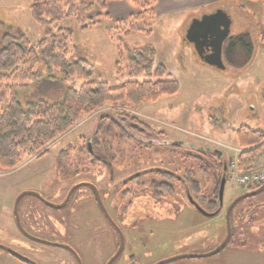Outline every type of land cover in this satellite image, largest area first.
I'll use <instances>...</instances> for the list:
<instances>
[{
	"label": "rangeland",
	"instance_id": "1",
	"mask_svg": "<svg viewBox=\"0 0 264 264\" xmlns=\"http://www.w3.org/2000/svg\"><path fill=\"white\" fill-rule=\"evenodd\" d=\"M30 2L31 0H0V34L22 33L32 44L42 38L43 29L31 18ZM215 6L228 12L231 35L248 33L253 45L251 60L242 67H232L225 62L217 67L200 59L194 44L185 36L191 22L204 15L206 8L170 15L154 14L150 36L136 34L121 39L123 48L140 46L155 49L156 63L164 65L179 83L180 89L176 94L163 95L155 101H144L136 107H126L133 110L129 112L130 115L138 117L148 126L149 131L141 134L146 139H153V144L139 148L140 146H135L137 140L125 138L119 141L117 136L120 131L110 136L104 130L100 133L97 118L103 112L116 113L113 109L116 107L111 104L98 112L81 116L74 128L50 146L46 155L38 159L24 157L22 165L11 172L4 173L0 170L1 245L16 247L17 251L35 259L39 264H67L68 257L64 249L44 243L67 244L66 234L62 236L59 233L66 229L65 231L75 235L72 241L77 245L71 247L78 252L81 264H104L115 250L116 235L99 214L87 187L77 188L68 205L60 209V212L59 209L46 207V203L34 195H24L19 200V223L35 237V240L26 241L29 249L25 250L16 241L23 238L22 234L16 233L13 227H17L13 212L17 196L22 192H35L47 203L56 204L61 202L64 190L69 191L76 183H96L106 170L116 173L113 182H117V174L121 177L144 166L147 160V164H152V159L149 160L152 157L179 162L180 150L166 152L165 141H174L179 145L184 143L188 150L192 148L193 153H198L199 149L205 147L222 149L227 158L236 159L240 150L236 129L246 126L264 132V6L254 0H235L210 5L207 11ZM151 10L153 11V6ZM97 12L90 13L89 17H94ZM113 21L116 20L102 19L100 24L85 33L78 30L74 18L57 23V26L73 29L72 46L91 64L93 78L105 79L110 85L121 81L113 70L116 59L114 45L104 31ZM51 80V77H47L39 82V88L36 87L48 100L57 99L62 87L79 85L75 78L57 77L56 83H50ZM19 92L23 98L31 96L28 90ZM96 132L100 133L99 137L102 139L92 144L87 153L89 138ZM159 137L162 144H158ZM155 148H160L159 152ZM62 150H66L64 157H60ZM262 152L264 159V150ZM103 153L106 154L105 164L98 165L95 157H100ZM192 161L195 166V159ZM258 167L264 169V161L259 162ZM215 170V167L211 168L209 177L203 180V183L212 186L211 190L215 182ZM104 178L97 183L99 186L106 185ZM120 189L117 185V190ZM241 189L244 188L236 184L233 177L228 178L223 190V212ZM100 194L105 200L108 192L100 190ZM140 195L139 202L142 201L143 205L136 204L138 195L130 197L129 201L133 205H126V201L116 199L117 203L128 207L123 216L122 229L133 223L139 230L134 236L124 234L123 249L111 264H156L183 254L200 257H180L163 264H264V190L234 206L230 213L231 237L228 243L219 252L207 256L201 255L214 250L226 234L224 213L207 218L194 210L189 211L186 209L184 195L178 193L172 197L163 195L161 202H156L149 191ZM247 202L250 207L246 206ZM112 210L115 213L114 207ZM76 211L77 219L74 213ZM241 211L244 212L242 217ZM72 213V221L66 219L64 226L52 223L56 232H44L41 224H32V221L46 217L52 222L53 217ZM9 222L13 225L11 228L7 225ZM77 226L82 231L73 233L76 231L73 227ZM99 228L102 229L100 232L97 231ZM70 260V264H77L75 260ZM0 264L26 263L0 248Z\"/></svg>",
	"mask_w": 264,
	"mask_h": 264
},
{
	"label": "trees",
	"instance_id": "2",
	"mask_svg": "<svg viewBox=\"0 0 264 264\" xmlns=\"http://www.w3.org/2000/svg\"><path fill=\"white\" fill-rule=\"evenodd\" d=\"M109 1L31 0L30 15L43 29L42 38L32 44L22 33L0 34V170L4 173L19 168L24 157L38 159L46 155L50 146L74 128L81 116L98 112L111 104L116 107L113 108L114 114L123 116L120 119L126 123L135 124L132 115H128L133 110L126 107H136L144 101H155L179 91V83L164 65L156 63L155 49L140 46L127 49L121 45V39L130 35L150 36L154 19L151 6L156 0H130L141 11L113 21L104 29L116 51L113 70L120 77V83L110 85L105 79L93 78L91 64L72 46L73 29L57 26V23L74 18L78 30L85 33L100 24L102 19L109 20L104 13ZM254 1L264 6V0ZM94 11L98 12L89 17ZM252 55L253 45L247 32L229 35L223 42L222 60L227 65L242 67ZM47 77L52 78L50 83H56L57 77L75 78L79 85L62 87L57 99L48 100L36 88ZM20 90H28L32 97L23 98ZM105 114H99V128L106 120ZM108 131L115 134L116 126L111 125ZM120 132L119 137H125L123 131ZM235 135L240 148L236 159L238 169H257L264 150V132L240 126ZM65 153L66 150H62L61 157ZM195 183L192 190L205 204V209L213 212L219 208L217 188L207 196L198 195L199 188ZM260 186H245L239 193ZM246 206L250 204L247 202Z\"/></svg>",
	"mask_w": 264,
	"mask_h": 264
},
{
	"label": "flooded vegetation",
	"instance_id": "3",
	"mask_svg": "<svg viewBox=\"0 0 264 264\" xmlns=\"http://www.w3.org/2000/svg\"><path fill=\"white\" fill-rule=\"evenodd\" d=\"M128 115L130 116V114H128ZM105 116H106V120L104 121L103 125L100 128H99V122H98L97 129H99L100 133L104 130L105 133L107 134V136L114 135V133L110 134L108 129L110 128L111 125H115L117 131L118 132L123 131L124 136H125V137L121 138L118 135L117 139L119 141H122L125 138H127V139L131 138L133 140H137L135 146H140L139 148L153 144V139H151V138L146 139L142 136L141 132L147 133L149 131V129H148V126L145 125L144 123H142V120H140L138 117H136L134 115L130 116L131 118L134 119L133 120L134 122L139 123V124H137V123L134 124L132 122L131 123L130 122H127V123L124 122L122 119H120L121 116H118L117 114L106 113ZM121 118H123V116ZM98 120H99V117L97 118V121ZM106 123H108V124H106ZM121 125H123V127ZM146 129H148V130H146ZM144 130H146V131H144ZM99 134L96 132L93 135V137L89 138L90 142L88 141V146L86 147L87 153H88V150H91L92 144L98 143L99 139L101 141L102 138H101V136L99 137ZM159 135H160V133H159ZM160 139H161V137H159V139H158V142H159L158 144H162L161 143L162 140H160ZM102 143H103V140H102ZM180 145L182 147H180ZM180 145L174 141L171 143L170 142L167 143V141H165V145H164V149L166 150V152L172 153L173 151H176L178 149L180 150V152L178 153V156L180 155L179 159H178L179 162L177 160L173 161L172 159L169 160V159H165V158H161L158 160V158L153 159V157H152L149 159V160L152 159V161L154 162L152 164H147L149 162L147 160V161H145L146 164H144V166H139L138 168L133 169L131 172H129V173L127 172V173L121 175V177H119L117 174V178H118L117 182H113L114 174L116 175V173L114 171L111 172L110 170H106L105 174H103L102 176L99 177L100 181H102V178L105 177L104 179H106V185L99 186L97 184L98 182H100L99 180H97L96 183L94 182L95 184L94 183H76V185H74L69 191L64 190V192H62L61 202L56 203V204L46 202L48 204V205L46 204V207H49L52 210L53 209H59V212H60L61 211L60 209H63L64 207H66L68 205V203L70 202V200L73 196V193L75 192V190L77 188H79L80 186L87 187L91 193L90 199L96 205V208L100 212L99 214L102 216V218H104V220L106 221V224L111 228L113 234L115 233L114 235H116L115 241H117V243H116L115 248H114L115 250L111 254V256L108 257L107 261L119 249L120 234L122 235L123 242H124V234L125 235L130 234L131 236H134L135 234H137V232L139 230V228L133 223L129 224L127 227H124V229H122L121 225L123 222V216L125 215V211L127 210L128 207L124 206V204L117 203L116 199H121L123 201H126L125 202L126 205H133L132 201H129V199L131 196L135 197V195H138V197H137L138 203H136V204L143 205L142 201L139 202L141 200L140 194L145 193L146 191L150 192L151 196L153 197V199L156 202H161L163 195H166L167 197L168 196L172 197V196H174V194L178 193V194L184 195V197L186 199V206H187L186 209L187 210H189V211H190V209L194 210L195 212H197V213L199 212L202 215H204V217H207V218L208 217L212 218L215 215H219V214L224 213L223 218L225 219V224H226L225 214H226V209L229 205L226 206V209L223 212L224 204L222 203V200L221 201L219 200V188H220V183H221L222 178H224V180H226V181L228 180V176L230 173V161H231V159L227 158L225 156L222 149H220V150L216 149V148L210 149V147H205L204 149L203 148L199 149L198 153H193L192 148L190 150H188V146H184V143H181ZM81 149H83V145L81 146ZM154 150L156 152L157 151L159 152L160 148H155ZM105 155L106 154L103 153L100 157H95V159L98 162L97 163L98 165L105 164V161H104ZM161 156H163V155H161ZM60 157H61V155H60ZM194 159L196 161L195 166H194L193 161H192ZM213 167L216 168L215 173H214L215 182H214V186L211 190L212 186L210 187L208 185V183H203V180H206V178L209 177L208 175H209L210 169ZM226 181H225V183H226ZM193 182H196L194 185H197V187L199 188V194L198 195H204L206 193L208 195V194L214 192L215 189L217 188L219 208H217L213 212L207 211L205 209V204H203V202L200 198L195 196V194L192 190ZM117 185L120 186V188H121L120 191L117 190ZM92 186L95 187V189L97 191V195L99 196L100 201H101L105 211L107 212L108 216L110 217V219L106 217L104 211L101 209L100 204L97 200V197L95 195V192H94V189L92 188ZM100 190L108 192L105 200L101 198ZM239 195H240V193L236 194L235 198ZM235 198H233V199H235ZM145 203L146 202H144V204ZM61 204H64V206L58 207V208L54 207V206H59ZM113 207L115 209V213L112 210ZM247 207H250V206H247ZM74 213H75L76 219H77L78 218L77 211ZM74 213H72V215L53 217L52 222L50 221L51 219L49 217H46L43 220H38V221L34 220V221H32V224H33V226H39L41 224L40 225L41 229H43L44 232L50 231V230L56 232L57 230H55L56 228L53 227L52 223H56L57 225L64 226L63 222H65L66 219H67V221H72V219H73L72 217H73ZM230 213H229V221H230ZM212 214H214V215H212ZM243 214H244V212L241 211L240 217H242ZM79 226L73 227L74 229H76V231L74 230L73 233H76L78 230L82 231L81 227H79ZM14 228L17 231L16 233H18L19 235L22 234V236H23L22 239L16 240L17 244L19 246H21V248L23 250L29 249V246L27 245L26 241L28 239H34L35 237L32 235V233L25 231L22 227H21L22 230H20V228H18V226L17 227L14 226ZM230 229H231V223H230ZM101 230L102 229H100V228L97 229L98 232H100ZM64 231H62L63 233H61V232H59V233L62 236H63V234H66L65 238H67L66 240H68V242H66L68 244V246L69 247L76 246L77 244H73V241H72L74 239L73 237L75 235L70 233L69 231L68 232L67 231L64 232ZM71 234L73 235L72 238H71ZM225 236H226V234H225ZM225 236L223 237V239L225 238ZM112 240H114V239H112ZM37 241H40V240L37 239ZM78 241L82 242V240H78ZM76 243H78V242H76ZM67 244H65V245H67ZM11 248L15 249L16 251L18 250L16 247L15 248L11 247ZM62 249H64L66 251L65 253L67 254V257H68V259H66L67 264H70V262H71L70 258L75 260V262H77V264H79L77 258L74 256V254L72 252H70L69 250H67L63 247H62ZM17 252H19V251H17ZM75 252L78 255V252L77 251H75ZM20 254H22V253H20ZM22 255H24V254H22ZM24 256H26V255H24ZM26 257H28V256H26ZM30 259H32V258H30ZM33 260L36 261L35 259H33ZM36 262L38 263V261H36ZM80 264H81V262H80Z\"/></svg>",
	"mask_w": 264,
	"mask_h": 264
},
{
	"label": "water",
	"instance_id": "4",
	"mask_svg": "<svg viewBox=\"0 0 264 264\" xmlns=\"http://www.w3.org/2000/svg\"><path fill=\"white\" fill-rule=\"evenodd\" d=\"M230 24H231V20H230V16H229L228 12L226 10L217 9L213 13L204 14L200 18L194 19L191 22V24L189 25V27L186 31L185 37L189 42H192L194 44V46L197 50V53L203 62L209 63V64L217 66V67H221L222 63H223V61H222V45H223L224 40L230 34ZM224 183H225V180H224V178H222L221 183H220V188H219V200L220 201L222 200V197H223ZM92 188L94 189L95 195L97 197V200L100 204L101 209L104 211L106 217L110 219V217L108 216L107 212L105 211V209H104V207L100 201L99 196L97 195V191H96L95 187L92 186ZM262 190H264V184L262 186H260L259 188H257L256 190L244 193V194L236 197L229 204V206L226 209V214H225V217H226V236H225V238L222 240V242L214 250H212L208 254L201 255V256H207L210 254L217 253L222 248L225 247V245L228 243L230 236H231L229 213L231 212L232 208L240 200L245 199L247 197L254 196L257 193L261 192ZM28 194L34 195L46 203V201L40 195H38L35 192H22L21 194H19L17 196V198L14 201L13 212H14L15 222H16L18 228H20V230H22V229H21V225L19 223L17 206H18L19 200L24 195H28ZM62 206H64V204H61L59 206H54V207L58 208V207H62ZM212 215H214V214H212ZM44 243H47L49 245H57L59 247H63L65 249L69 250L70 252H72L74 254V256L78 260V263L80 264V260H79L78 255L68 245L60 244V243H51V242H44ZM123 243H124L123 237L120 234L119 249L105 264H111L119 256V254L121 253L122 248H123ZM0 248L3 249L4 251H6L7 253L11 254V255H13V256H15V257H17L23 261L28 262L29 264H38L34 260L20 254L19 252H17L16 250H14L11 247L0 244ZM180 257L195 258V257H200V255H190V254L177 255V256L171 257L169 259L160 261L156 264H163L164 262L172 261V260L180 258Z\"/></svg>",
	"mask_w": 264,
	"mask_h": 264
},
{
	"label": "crops",
	"instance_id": "5",
	"mask_svg": "<svg viewBox=\"0 0 264 264\" xmlns=\"http://www.w3.org/2000/svg\"><path fill=\"white\" fill-rule=\"evenodd\" d=\"M229 1L234 2L235 0H156L153 4V12L155 16L161 14L170 15L192 10H204L206 8L204 12L210 13L218 8V6H215L213 9L211 8L210 11H207L210 5L212 6L224 2L228 3ZM137 12H139V8L133 5L129 0H111L107 2L104 11L111 20L125 19ZM204 12L203 14H205ZM261 161H264V159H261ZM7 225L9 228L13 226L10 222Z\"/></svg>",
	"mask_w": 264,
	"mask_h": 264
},
{
	"label": "built area",
	"instance_id": "6",
	"mask_svg": "<svg viewBox=\"0 0 264 264\" xmlns=\"http://www.w3.org/2000/svg\"><path fill=\"white\" fill-rule=\"evenodd\" d=\"M231 167L233 170V180L241 186L264 183V169L249 172H238L234 163L231 164Z\"/></svg>",
	"mask_w": 264,
	"mask_h": 264
}]
</instances>
